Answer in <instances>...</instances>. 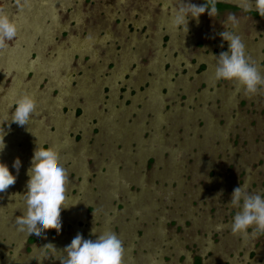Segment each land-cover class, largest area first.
<instances>
[{
	"label": "rangeland",
	"instance_id": "374dc122",
	"mask_svg": "<svg viewBox=\"0 0 264 264\" xmlns=\"http://www.w3.org/2000/svg\"><path fill=\"white\" fill-rule=\"evenodd\" d=\"M177 2L0 0L19 26L0 48V161L13 174L22 162L0 193V264H39L35 243L62 251L104 231L123 242V264H264V233L232 235L228 204L243 184L264 195V89L246 97L213 79L228 14L243 18L235 34L264 75V17L217 0L184 33L170 23ZM25 92L36 113L8 124ZM37 143L67 170L69 208L61 233L35 242L16 218Z\"/></svg>",
	"mask_w": 264,
	"mask_h": 264
},
{
	"label": "clouds",
	"instance_id": "9594fccd",
	"mask_svg": "<svg viewBox=\"0 0 264 264\" xmlns=\"http://www.w3.org/2000/svg\"><path fill=\"white\" fill-rule=\"evenodd\" d=\"M236 6L244 13L254 11L264 17V0H235ZM217 0L197 5L191 0H178L171 11L170 23L174 30L188 33L189 18L199 23L200 17L207 12L208 16L217 14ZM242 17L228 14L221 23L224 31L219 33L222 41L227 42V51L213 56V79L217 82H235L246 97H252L264 89V75L260 69L246 55L245 44L241 37L235 34L242 21ZM231 29V30H230ZM19 26L7 12L0 8V48L8 46L9 42L18 36ZM223 48V43L220 45ZM37 101L30 93H23L14 101V110L8 119L18 126L29 125L36 113ZM6 147L4 135L0 133V152ZM22 166L19 157L12 163L10 171L7 163L0 161V193L14 185ZM29 179L26 183L27 191L22 196V214L17 216L18 231L31 236L35 242L46 238L48 230H55L59 235L62 230L61 211L67 210L66 185L69 177L67 170L60 163V157L51 148L37 143L31 158V167L27 171ZM231 208L238 209L232 218L230 231L236 236H259L264 233V195L259 192L250 193L248 185L243 184L233 190L230 203ZM224 225H217V230ZM251 229V233L249 230ZM96 234L95 229L92 230ZM39 256L34 260L43 264L51 258L59 260L60 264H123V242L113 232L104 231L96 238L85 239L82 234L77 235L58 251L52 243L41 248L36 247Z\"/></svg>",
	"mask_w": 264,
	"mask_h": 264
},
{
	"label": "bare ground",
	"instance_id": "6f19581e",
	"mask_svg": "<svg viewBox=\"0 0 264 264\" xmlns=\"http://www.w3.org/2000/svg\"><path fill=\"white\" fill-rule=\"evenodd\" d=\"M78 42V41H77Z\"/></svg>",
	"mask_w": 264,
	"mask_h": 264
}]
</instances>
